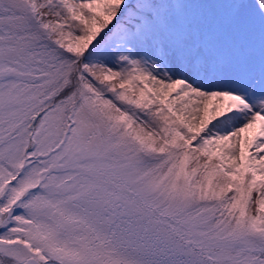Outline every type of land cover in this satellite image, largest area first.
<instances>
[{"label": "snow or ice", "instance_id": "snow-or-ice-1", "mask_svg": "<svg viewBox=\"0 0 264 264\" xmlns=\"http://www.w3.org/2000/svg\"><path fill=\"white\" fill-rule=\"evenodd\" d=\"M0 264H264V0H0Z\"/></svg>", "mask_w": 264, "mask_h": 264}]
</instances>
